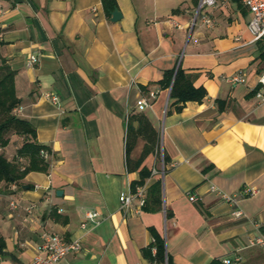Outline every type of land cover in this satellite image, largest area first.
Segmentation results:
<instances>
[{"label":"crops","instance_id":"crops-1","mask_svg":"<svg viewBox=\"0 0 264 264\" xmlns=\"http://www.w3.org/2000/svg\"><path fill=\"white\" fill-rule=\"evenodd\" d=\"M114 2L116 21L99 0H0V61L14 72L18 100L12 114L51 156L46 173L0 182V264L29 263L50 234L80 244L57 264H166V257L167 264H208L235 256L238 264H264V247L248 245L264 239V105L248 95L264 71V38L250 43L249 15L235 0H217L215 24L196 20L188 40L190 0ZM30 56L36 62L27 66ZM175 67L206 95L166 114L168 92L156 83ZM234 75L243 83H228ZM140 98L149 108L139 112ZM133 116L158 132L166 159L162 177L150 176L155 151L140 166L149 170L145 192L160 182L161 207L152 213L137 212L135 201L119 210L118 197L138 180L125 167L124 119ZM22 140L8 136L0 154L20 167ZM142 145L137 139L129 160ZM210 185L257 194L238 203L242 217L234 219ZM84 212L97 216L86 222ZM149 229L163 240V263L142 254Z\"/></svg>","mask_w":264,"mask_h":264},{"label":"trees","instance_id":"trees-1","mask_svg":"<svg viewBox=\"0 0 264 264\" xmlns=\"http://www.w3.org/2000/svg\"><path fill=\"white\" fill-rule=\"evenodd\" d=\"M99 2L107 16L115 8L114 0H99ZM190 3L195 7L197 0H190ZM259 58L264 59V50L260 52ZM13 76L14 72L0 61V148H4L7 145L8 136L15 135L22 137L23 140L17 148L15 156L17 158H23L26 161V164L20 167L16 162H8L0 155V182L5 183L18 182L31 172L46 173L48 169L47 162H44L39 157L40 151L48 152V150L35 142V134L31 126L26 121L18 119L12 114V111L18 105V100L14 96ZM193 78V75L185 73L179 67L175 73L174 68H172L162 74L161 80L156 83L160 90H167L171 82L168 92V104L165 111L166 114L170 108L177 113L180 112L185 103H200L203 100L206 95L205 91L201 87H193ZM257 89L258 87H255L248 95L253 96ZM217 105H221V102H217ZM133 123H136L135 128L132 126ZM158 135V132L143 117L133 116L127 119L124 133L125 167L127 171H137L138 175V180L130 184L131 190L135 186H141L143 180L149 177V170L140 166L143 159L155 151ZM137 139H141L143 145L138 157L131 161L128 156ZM165 162L166 159L162 155V163L165 164ZM160 207V182L156 180L146 189L144 205L141 211L152 213L160 210ZM168 217L169 215L166 212L165 218L167 219ZM149 233L152 237V243L142 251V254L149 260L163 263L165 257L163 240L153 230L149 229ZM150 248H154L152 258L149 256ZM167 263L168 258L166 257ZM208 264L222 263L220 260L214 259Z\"/></svg>","mask_w":264,"mask_h":264},{"label":"built area","instance_id":"built-area-1","mask_svg":"<svg viewBox=\"0 0 264 264\" xmlns=\"http://www.w3.org/2000/svg\"><path fill=\"white\" fill-rule=\"evenodd\" d=\"M248 13L249 20L246 25V30L250 36V43H255L264 38V0H236ZM217 0H197L195 7L196 19L205 28H211L215 24L214 17L210 14V11L215 8ZM36 62V58L30 56L27 60V66H32ZM228 83L231 84H241L243 79L234 75L227 79ZM257 85L259 88L254 93L253 97L257 105H264V71L260 73L257 79ZM149 98H153V93L148 94ZM50 102L55 104L56 99L50 97ZM149 108L147 99L140 98L136 101L137 111H143ZM125 124L127 118L124 119ZM158 146L155 148V155L158 154L159 162L157 167H152L150 169V176H160L164 175L165 169L162 163V149L161 141H159ZM0 148V154H1ZM39 157L47 162L48 167L50 166V153L46 151H40ZM34 189H39L38 186H34ZM208 192L214 195L220 202L227 205L232 209L231 216L234 219H239L242 217L240 210L238 209V203L241 200L254 197L257 194V190L251 187L243 186L238 189L233 194H226L216 188L213 185L208 187ZM1 199V197H0ZM186 199L189 203H195L197 201L196 197L191 193H186ZM145 200V188L143 185L135 186L132 191L127 194H122L118 197L119 210L121 212L128 211L132 201L136 202V211L139 212L144 205ZM10 209H15L13 203H9ZM27 211V210H26ZM97 214L94 212H84L83 221L92 222L96 218ZM84 225H82L83 227ZM249 247H264V239L261 237H256L249 241ZM80 250V244L77 241H64L57 234H50L46 237L45 241L40 245L38 254L27 264H57L66 255L77 253ZM240 261L239 257L235 256L232 260L223 259L222 264H238Z\"/></svg>","mask_w":264,"mask_h":264},{"label":"water","instance_id":"water-1","mask_svg":"<svg viewBox=\"0 0 264 264\" xmlns=\"http://www.w3.org/2000/svg\"><path fill=\"white\" fill-rule=\"evenodd\" d=\"M110 17H111V20L112 21H116L118 18H119V15H118V13L116 12V10H113L111 13H110ZM195 19H196V15H195V13H194V16H193V19H192V23H191V26H190V29H189V31H188V34H187V40L190 38V34H191V29H192V27H193V24H194V21H195ZM176 67H175V69H174V73H175V71H176ZM174 75V74H173ZM172 81V80H171ZM170 85H171V82H170ZM170 85H169V88H170ZM169 88L167 89V92H169ZM23 189H26V187H22Z\"/></svg>","mask_w":264,"mask_h":264},{"label":"rangeland","instance_id":"rangeland-1","mask_svg":"<svg viewBox=\"0 0 264 264\" xmlns=\"http://www.w3.org/2000/svg\"><path fill=\"white\" fill-rule=\"evenodd\" d=\"M196 20L194 21V25L196 24ZM191 23V22H190ZM194 25H193V27H192V29H191V31L193 30V28H194ZM190 26V25H189ZM189 26H188V28H189ZM160 141V136L158 135V139H157V143ZM157 146H158V144H157ZM158 162H159V157H158V154H156L155 155V163H156V165L158 166Z\"/></svg>","mask_w":264,"mask_h":264}]
</instances>
